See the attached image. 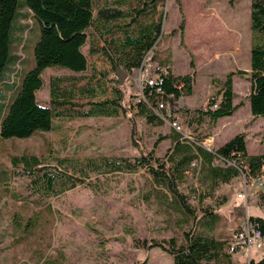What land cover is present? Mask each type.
Listing matches in <instances>:
<instances>
[{"label":"rangeland","instance_id":"rangeland-1","mask_svg":"<svg viewBox=\"0 0 264 264\" xmlns=\"http://www.w3.org/2000/svg\"><path fill=\"white\" fill-rule=\"evenodd\" d=\"M101 3V0L96 1L95 10ZM202 4H206L208 16L200 20L198 9ZM181 5L189 22L186 40L200 61L208 50L207 44L217 45L223 39V29L215 19L219 14L227 23L235 20L245 28V47L249 48L251 0H181ZM160 8L164 18L158 50L159 45L163 48L171 46L175 63L183 67L187 64L188 52L182 37L175 36L181 33L179 4L176 0H165ZM27 21L31 28L22 42L13 45V51L21 57L19 67L23 70L33 58L37 31L34 20ZM111 27L115 29L113 36L122 35L115 24ZM174 29L177 31L173 32ZM205 31L209 40L203 42L200 33L205 34ZM111 36L91 28L88 42L83 47L89 61L87 70L77 73L64 67L46 68L44 84L37 91V98L42 103H49L52 76L81 75L85 76L81 85L94 91L92 101L118 97L120 86L127 113L121 108L113 111L115 108L110 104L108 110H112V114L56 118L50 130L26 138L0 139V264H135L146 258V264H174L173 255L161 247L147 248L146 243L152 239L169 240L173 237L179 245L185 243V232L192 228L195 219L163 184L154 180L147 166L114 173L100 164L103 156L134 160L141 149L165 158L173 146L171 134L174 128L168 121L150 123L138 108H133L141 94L138 82L133 79V71L126 72L124 82L120 84L109 57L89 51L90 47L103 44L105 38ZM167 50L164 56L170 54ZM238 76L241 78L236 81L235 89L237 101L243 106L237 114L249 117L247 121L229 126L227 132L229 135L249 132L251 139L260 145L264 142V116L249 114L251 84L246 76ZM215 80L220 81L219 78ZM196 91L195 96L201 101L202 88L198 87ZM181 100H175L174 104L181 103ZM208 101L200 107L206 106ZM130 117H134L137 123V143L133 140ZM178 121L183 130L191 133L202 145L210 143L218 148L228 135L217 136L220 135L217 134V122L207 117L203 120L180 117ZM260 151H264V147ZM24 153L38 154L44 164L59 166L63 172L85 181L64 190L36 189L29 175L13 169L11 155ZM206 167H191L179 184L199 215L203 214L204 208L218 213L215 223L210 222L209 216L204 217L198 226L199 232L230 239L245 216H264L260 199L264 187L255 179L245 184L243 177L238 175L228 183L215 185L206 177ZM239 191L246 192V195L239 197ZM263 251L264 246L261 249L254 247L241 254L236 264H246L249 258H255ZM212 264L222 263L216 261Z\"/></svg>","mask_w":264,"mask_h":264},{"label":"trees","instance_id":"trees-1","mask_svg":"<svg viewBox=\"0 0 264 264\" xmlns=\"http://www.w3.org/2000/svg\"><path fill=\"white\" fill-rule=\"evenodd\" d=\"M96 1L0 0V139L26 138L37 132L50 130L56 118H80L96 113L112 114V110H108L110 104L115 108L113 111L121 108L127 113L120 86L118 97L92 101L94 91L81 85L85 79L81 75L52 76L49 103H42L37 98V91L44 84L43 73L46 68L64 67L77 73L87 70L89 61L83 47L88 42L91 28L112 35L105 38L103 44L90 47L89 51L108 56L115 69L121 67L127 73L132 72L141 66L150 50H153L151 60H158L169 66L168 71L163 74V80L159 82L163 93L149 94L152 88H147L146 98H140L133 105V108H138V112L145 115L148 122H166V115L162 116L154 111V106L161 98L172 102L193 92V74H175L169 65V55L159 56L157 45L164 18L160 5L165 0H101L102 3L95 10ZM176 1L182 13L181 0ZM28 19L34 20L37 31L33 58L23 70L19 67L21 57L13 51V45L15 42H22L31 28ZM114 24L122 32L121 36H113L115 29L111 26ZM184 26L185 16L182 13L179 25L182 33ZM250 28V70L229 71L223 80H215L220 88L212 94L206 106L191 108L184 104L178 109L173 108L170 120L180 117L203 120L207 117L217 121L221 117L233 115L242 105L241 102H234L236 92L233 76L236 74L246 76L250 81L251 91L248 98L252 114L257 117L264 116V0H251ZM175 31L177 29L173 30ZM191 65H194L193 61ZM215 103L217 106H214ZM130 121L133 140L137 143V123L134 117H130ZM171 137L173 146L165 158L157 157L153 151L141 149L134 160L103 156L100 164L114 173L135 171L140 166H147L154 180L163 184L183 209L194 217L192 228L185 232L184 244L179 245L174 237L169 240L152 239L146 243L147 248L161 247L173 255L174 264H212L216 261L233 264V252L228 248L229 239L198 230L204 217L209 216L210 222L215 223L218 213L204 208L203 214L199 215L189 204L188 197L180 190L179 184L195 159L201 160L202 167L207 166L206 177L212 179L215 185L230 182L240 175V170L236 167L225 169L208 164L213 153L198 139H189L176 128ZM246 137V131L236 133L217 150L238 164L241 161L237 153L241 152L249 181L258 176L264 177V153H249ZM11 162L14 170L24 172L32 178V186L36 189L64 190L85 181L82 177L63 172L59 166L44 164L38 154H12ZM260 199L264 207V189ZM250 219L259 222L264 231V216L251 215ZM146 262L147 258L135 264ZM246 264H264V256L259 259L251 258Z\"/></svg>","mask_w":264,"mask_h":264},{"label":"crops","instance_id":"crops-1","mask_svg":"<svg viewBox=\"0 0 264 264\" xmlns=\"http://www.w3.org/2000/svg\"><path fill=\"white\" fill-rule=\"evenodd\" d=\"M182 10L184 11L183 6H182ZM198 15H199L198 18L200 20L208 16L206 4H202L200 6V8L198 9ZM213 17L215 18V16ZM215 19L219 23L220 28L223 29V37H222L223 39L220 40V43L217 45H215L214 43L211 45L207 44L206 47L208 48V50L206 51V54L202 57L201 61H200L199 56L196 54V52L192 51L190 43L186 40L187 33H188V25H189V22L186 16H185L184 32L183 33L179 32V34L176 33L177 35L175 34V36L179 35L184 40V47L187 49V52H188L187 64L183 65V67L179 66V64L175 63L172 47L165 45L164 46L165 49H164L162 46L159 45L161 57H164V54H166L165 52L166 48H168L167 51L170 52L169 65H170L171 70L175 74H179V75L187 74V73L193 74V77H194L193 92L183 97L184 104H186L187 106L191 108L200 107L201 105L206 103L209 97L220 88V84L217 81H215L216 78L223 80L226 74L231 70H236V69L250 70V67H251V41L249 44V48L247 49V47H245L246 45V34L244 33L246 32L245 28L244 27L242 28L239 23H235L236 22L235 20L234 22L232 20V22L227 23V21H225V19L220 14ZM200 24L203 25L202 22ZM200 36H201L200 38L202 39L201 41L203 42H206L209 40V38H207L206 31H205V34L200 33ZM192 61L194 63L193 66L191 65ZM203 70L204 72L202 76H204V78L201 80L200 75ZM239 78L241 77L238 75H234L233 77L234 90L236 92V96L234 97L235 103L239 102L237 101L238 92L235 89V83L237 80H239ZM198 87L202 88L203 95H202L201 101L199 99L197 100L195 96L197 92L196 90ZM242 106L243 105L238 107V109L234 112L233 115L221 117L216 121L218 124L217 134H220L217 136L220 137L221 135L222 136L227 135L228 134L227 128L229 126L231 127L232 125L236 123H240L241 120L247 121L249 117L247 114L246 115L237 114ZM249 114L252 115L251 110ZM235 134L236 133H232V135L228 134L227 137L220 143V145L225 143ZM246 138H247V149L249 153H263L264 152V151H260L261 147H264V146H261V145H264V142L258 145L256 143L257 140L253 141V139H251L249 132H247ZM241 254H244V252L233 253V258H232L233 264H236V259H238V257ZM263 256H264V251L261 254L257 253V255L255 256V259H259ZM249 260H247V262Z\"/></svg>","mask_w":264,"mask_h":264},{"label":"built area","instance_id":"built-area-1","mask_svg":"<svg viewBox=\"0 0 264 264\" xmlns=\"http://www.w3.org/2000/svg\"><path fill=\"white\" fill-rule=\"evenodd\" d=\"M153 54V50H150L149 53L146 55V58L144 59L143 63L140 67L133 70V79H135L140 88H141V94L140 98H146L145 95V89L148 88L152 90L149 91V94H152L153 92L156 94L163 93L162 87L159 85V82L163 80V74H165L168 71L169 66L162 64L158 60H151L150 57ZM157 86V87H155ZM182 86V83L180 84ZM154 88V89H153ZM181 103L174 104L175 100L172 102L170 100H164L161 98L157 105L154 106V111L158 114L164 116L166 115V121H168L172 127L176 128L178 131L184 132L185 137L189 139H193L191 133H188L183 130L180 121L177 119L170 120L171 116L173 114V108H180L183 103V97H180ZM179 98V99H180ZM138 99V100H139ZM180 101V100H179ZM214 106H217V103L214 104ZM208 150H210L213 153V158L210 161V165L212 166H222L225 169H229L231 167H236L240 170V175L243 177L245 184L248 183L247 174L245 172L247 166L243 164L242 160V153L238 152L237 156L240 158L241 164H238L236 161L231 160L227 156H224L221 154L217 147L213 146L212 144H203ZM202 163L201 160L195 159L191 163V167H201ZM200 169V168H199ZM255 179V182L258 185H261L264 187V177L258 176ZM239 197H244L246 195V192L239 191L237 193ZM264 246V231L260 227L259 222H256L252 219H250V216H245L240 223L237 225L236 232L234 236H232L229 239L228 242V248L229 251L236 253V252H249L254 247L255 248H263Z\"/></svg>","mask_w":264,"mask_h":264},{"label":"water","instance_id":"water-1","mask_svg":"<svg viewBox=\"0 0 264 264\" xmlns=\"http://www.w3.org/2000/svg\"><path fill=\"white\" fill-rule=\"evenodd\" d=\"M116 73L118 74L119 83L123 84L124 79L126 77V71L123 68H121V67H117Z\"/></svg>","mask_w":264,"mask_h":264}]
</instances>
